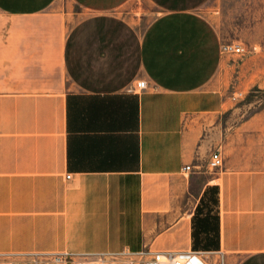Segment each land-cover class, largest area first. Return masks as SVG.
<instances>
[{
    "label": "crops",
    "instance_id": "obj_1",
    "mask_svg": "<svg viewBox=\"0 0 264 264\" xmlns=\"http://www.w3.org/2000/svg\"><path fill=\"white\" fill-rule=\"evenodd\" d=\"M57 1L0 0V262L264 264V117L226 116L209 0Z\"/></svg>",
    "mask_w": 264,
    "mask_h": 264
},
{
    "label": "rangeland",
    "instance_id": "obj_2",
    "mask_svg": "<svg viewBox=\"0 0 264 264\" xmlns=\"http://www.w3.org/2000/svg\"><path fill=\"white\" fill-rule=\"evenodd\" d=\"M54 7L80 12L69 0ZM201 12L221 35L224 48L238 43L245 49L243 54L224 49L223 65L213 80L230 107L226 116L232 113L236 126L264 117V0H209Z\"/></svg>",
    "mask_w": 264,
    "mask_h": 264
},
{
    "label": "built area",
    "instance_id": "obj_3",
    "mask_svg": "<svg viewBox=\"0 0 264 264\" xmlns=\"http://www.w3.org/2000/svg\"><path fill=\"white\" fill-rule=\"evenodd\" d=\"M223 52L224 49L235 54H243L245 52L244 47L241 44H231L224 48L222 46ZM137 88L140 90L145 89L146 85L144 81H140L136 84ZM208 168L210 170L219 169L222 166V157L220 152L215 151L211 154L208 161ZM186 169H189L187 167ZM201 261H204L197 253L195 252H175V253H160L146 260H141L138 263L133 261L122 262V261H74L69 260L62 256H54L51 259L43 261H25V262H0V264H201Z\"/></svg>",
    "mask_w": 264,
    "mask_h": 264
},
{
    "label": "bare ground",
    "instance_id": "obj_4",
    "mask_svg": "<svg viewBox=\"0 0 264 264\" xmlns=\"http://www.w3.org/2000/svg\"><path fill=\"white\" fill-rule=\"evenodd\" d=\"M201 264H205V263H203V261H201Z\"/></svg>",
    "mask_w": 264,
    "mask_h": 264
}]
</instances>
